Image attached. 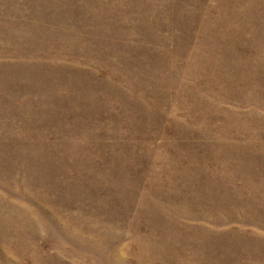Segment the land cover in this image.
<instances>
[{"label":"rangeland","instance_id":"obj_1","mask_svg":"<svg viewBox=\"0 0 264 264\" xmlns=\"http://www.w3.org/2000/svg\"><path fill=\"white\" fill-rule=\"evenodd\" d=\"M0 264H264V0H0Z\"/></svg>","mask_w":264,"mask_h":264}]
</instances>
